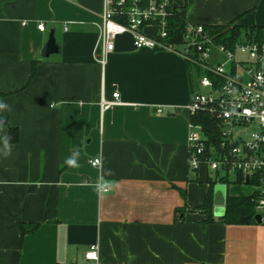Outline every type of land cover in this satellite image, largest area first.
I'll list each match as a JSON object with an SVG mask.
<instances>
[{
  "label": "crops",
  "instance_id": "0c3cea01",
  "mask_svg": "<svg viewBox=\"0 0 264 264\" xmlns=\"http://www.w3.org/2000/svg\"><path fill=\"white\" fill-rule=\"evenodd\" d=\"M174 1L189 23L264 25V0ZM103 8L0 0V264H264L263 219L204 222L195 208L210 172L189 166L194 66L161 46L115 49L103 64ZM51 28L59 48L42 55ZM115 90L122 102L103 109ZM21 221L38 226L21 233Z\"/></svg>",
  "mask_w": 264,
  "mask_h": 264
},
{
  "label": "built area",
  "instance_id": "2783aa9c",
  "mask_svg": "<svg viewBox=\"0 0 264 264\" xmlns=\"http://www.w3.org/2000/svg\"><path fill=\"white\" fill-rule=\"evenodd\" d=\"M177 5L174 0H104L99 23L98 59L104 64L116 49V36L133 34L137 47L161 46L179 52L190 66L201 71L200 83L188 103L192 118L188 122L189 166L206 168L214 181L251 184L258 191V206L264 207V28L251 29L232 44L220 41L210 25L189 23L178 41L170 31L169 17ZM154 27L149 30L147 27ZM37 27L44 29V23ZM112 99H102V108L122 102L118 90ZM161 110V108H159ZM213 121L211 131L197 118ZM250 127L247 136L236 129ZM213 134L217 135L216 139ZM92 164L99 166L101 156ZM101 190L107 186L99 184ZM252 191V192H253ZM264 220V217L262 218ZM85 257L98 259V245L85 251Z\"/></svg>",
  "mask_w": 264,
  "mask_h": 264
},
{
  "label": "trees",
  "instance_id": "16d2710c",
  "mask_svg": "<svg viewBox=\"0 0 264 264\" xmlns=\"http://www.w3.org/2000/svg\"><path fill=\"white\" fill-rule=\"evenodd\" d=\"M187 25V6L180 5L177 6L174 13L169 17V28L173 36L181 41V37H183V31ZM213 33L216 34L218 40L226 42L228 44H232L242 33H248L251 29H256L258 33H263L264 25H250L243 26L241 24H236L233 21L225 24H214L210 25ZM35 72V66L32 64L30 76L32 77ZM197 120L203 121L208 126V129L211 131L213 121L211 118L207 116L194 117ZM15 129V128H14ZM10 127L8 138L9 140L17 139V131H15ZM217 135L213 134V138H217ZM209 187L203 202L199 205H196L195 208L199 209L203 214L204 222H212L215 220L224 221L227 223H243L240 218L241 216L251 214L252 220H255L254 215L257 213H261V208L258 206V191H253L247 195H230L227 191L226 196V209L224 214L220 216H216L214 214V196H213V187L216 183L211 177L208 178ZM182 194L185 196V190L182 187H179ZM185 207L176 208V212L180 213L184 212ZM181 218V216H180ZM38 226V222L36 223H25L20 222L21 233L26 231L34 230Z\"/></svg>",
  "mask_w": 264,
  "mask_h": 264
},
{
  "label": "water",
  "instance_id": "95a60500",
  "mask_svg": "<svg viewBox=\"0 0 264 264\" xmlns=\"http://www.w3.org/2000/svg\"><path fill=\"white\" fill-rule=\"evenodd\" d=\"M59 48L58 43L56 42L55 36H54V29L51 28L49 31L48 39L46 43L43 46L42 49V55H48L51 52L57 51ZM137 48V45L135 44V39L132 33L130 32H124L120 33L116 36V50L120 51H128V50H134ZM6 122V117L0 118V126L2 123ZM226 189L225 186H217L214 190V202L217 204L216 206L224 207L226 203ZM219 207V208H220ZM254 217L258 221H262V213H257L254 215ZM252 218L251 214L241 216V220L245 222H249Z\"/></svg>",
  "mask_w": 264,
  "mask_h": 264
},
{
  "label": "rangeland",
  "instance_id": "374dc122",
  "mask_svg": "<svg viewBox=\"0 0 264 264\" xmlns=\"http://www.w3.org/2000/svg\"><path fill=\"white\" fill-rule=\"evenodd\" d=\"M193 71H194L196 89L204 90L205 88L201 85L199 81L200 76H201V71L200 70L197 71L194 67H193ZM250 129H251L250 127H242V128L236 129L235 131L237 135L240 134L243 136H247ZM205 185L206 183L205 181H203V187H205ZM221 185L225 186L226 194H227V191H229L228 193L230 195H247L256 188L254 185H251V184H241V183H235V182H231L227 186L223 182H218V181L215 183L214 187L221 186ZM214 204L217 205L215 202ZM260 210L262 211V209Z\"/></svg>",
  "mask_w": 264,
  "mask_h": 264
},
{
  "label": "clouds",
  "instance_id": "9594fccd",
  "mask_svg": "<svg viewBox=\"0 0 264 264\" xmlns=\"http://www.w3.org/2000/svg\"><path fill=\"white\" fill-rule=\"evenodd\" d=\"M6 106L4 105V104H0V108H5ZM3 143H4V148H5V151H4V155L5 156H7V155H9L10 154V151H11V149H10V145H9V138L8 137H4L3 138ZM68 163L70 164V165H75V159H70L69 161H68Z\"/></svg>",
  "mask_w": 264,
  "mask_h": 264
}]
</instances>
